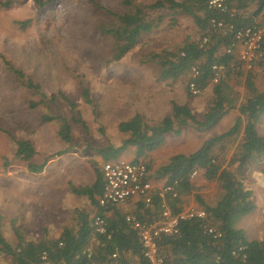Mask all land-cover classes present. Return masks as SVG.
Listing matches in <instances>:
<instances>
[{"label":"trees","instance_id":"16d2710c","mask_svg":"<svg viewBox=\"0 0 264 264\" xmlns=\"http://www.w3.org/2000/svg\"><path fill=\"white\" fill-rule=\"evenodd\" d=\"M11 0H5L4 5ZM208 0H154L142 3L136 0H120V11L105 10L107 19L98 24L99 34L111 43L109 61H119L129 52L143 44V38L158 29L162 23V11L170 10L187 14L192 19L196 29V38L184 41L176 50L164 49L159 53H151L150 60H157L161 66L159 79H178L185 77V92L187 97L194 96L188 87L191 80L195 81L201 91L212 85V97L201 116L193 113L188 103L170 101L171 110L159 121L148 124L140 112H134L128 119L117 122V131L122 134L119 144H108L97 148L102 162L117 159L129 146L135 147L132 162L143 161L148 170L149 164L144 158L164 141L166 134L179 135L183 127L197 131H205L213 127L224 113L237 107L240 117L225 132L204 140L194 151L184 154L176 153L169 157L154 172V177L166 179V183H177L174 190L177 196L165 193L160 197L157 192L151 196V203L146 207L139 202L136 219L144 221L150 215H155L161 208L162 201L175 214L182 210L179 196L193 188L190 174L193 170L203 172L207 180L215 179L222 190L221 195L210 205L197 196L199 207L206 213L205 219L182 220L174 234H161L158 239L159 253L170 264H264V236L261 239H249L244 230L238 226L240 219L256 208L252 190L243 182V171L249 164L264 156V136L257 133L258 117L264 112V89L258 90L253 83L254 68L241 69L235 55L225 53L224 49L231 42L233 34H222L212 30L209 20L212 17L232 23L234 28L253 25L264 11V0H234L236 13L233 17L222 14L207 7ZM42 7L45 1L34 0ZM94 12L102 10L95 0H89ZM29 21H23L26 24ZM207 37L206 43L200 46L201 40ZM233 62V69H228L225 79L211 84V65ZM264 73V38L261 42V56L255 65ZM198 69V76L192 77L191 69ZM7 68L12 76L21 84L35 91L39 85L34 83L29 75L15 67L10 62ZM231 75H245L244 96L236 106L228 83ZM86 103H91L87 87L82 90ZM66 104L72 113V120L83 129L85 122L74 100L62 92L49 95V100L56 99ZM39 102H44L40 99ZM37 103H31L36 106ZM42 121L56 120L57 135L66 145L72 140V130L68 118L57 115H42ZM243 119V121H242ZM241 132V138L227 164L222 166L213 154V149L224 139L236 136ZM14 156L23 161L30 173L42 171L45 161H34L36 153L34 143L29 138L14 140ZM94 179L86 186L70 185L73 194L85 196L90 206L89 210L75 208L72 212L74 229L63 227L55 238L41 237L36 240L27 239L18 227L12 225L15 243L8 242L0 231V254L9 259V264H41L40 253L45 251L50 264H147L142 255V248L137 230L132 228L123 214L115 212L113 218H108L106 212L113 210L111 204L100 206L97 198L102 190L101 167L91 159ZM264 174V167L262 169ZM142 209V210H141ZM101 216L106 221L107 233L94 231L93 220ZM146 221V220H145ZM207 223L220 231L219 238L203 233L202 225ZM264 223V214H263ZM234 252V253H233ZM115 253L116 256H112Z\"/></svg>","mask_w":264,"mask_h":264},{"label":"rangeland","instance_id":"374dc122","mask_svg":"<svg viewBox=\"0 0 264 264\" xmlns=\"http://www.w3.org/2000/svg\"><path fill=\"white\" fill-rule=\"evenodd\" d=\"M4 1L0 0V231L14 244L12 225L32 240L55 238L63 227L74 229L73 209L90 207L85 196L71 192L70 185L91 183L94 171L90 160L102 161L96 149L116 146L122 139L118 121L138 111L148 124L154 123L167 115L171 100L188 103L199 116L211 100L212 85L189 98L185 77L159 79L161 66L149 58L151 53L173 51L196 38L187 14L162 11L161 25L143 38L141 47L119 61H109L111 43L97 27L107 19L105 10L120 11V0H95L102 8L98 12L89 0H41L45 1L42 7L34 0H11L7 5ZM26 20L29 22L22 25ZM259 21L264 22V11ZM8 62L29 75L39 90L18 82L8 70ZM243 76L231 75L228 82L236 103L243 98ZM255 82L258 90H263L264 73L257 72ZM84 87L91 103L82 97ZM58 92L76 102L86 129L70 118L72 113L61 100H49L50 94ZM31 103L37 104L32 107ZM57 114L70 123L69 145L58 137L56 120L41 119L42 115ZM256 130L264 136V112ZM170 135L166 134V139ZM22 137L33 141L34 161H45L41 172H28L25 163L14 156V140ZM249 170L259 176L255 178L256 191L263 201L264 180L255 172L259 167ZM247 179L250 184V177ZM252 220L241 222L247 237H263L261 217ZM0 264H9V259L0 254Z\"/></svg>","mask_w":264,"mask_h":264},{"label":"built area","instance_id":"2783aa9c","mask_svg":"<svg viewBox=\"0 0 264 264\" xmlns=\"http://www.w3.org/2000/svg\"><path fill=\"white\" fill-rule=\"evenodd\" d=\"M207 7L216 10L229 17H233L236 13L234 0H208ZM209 26L212 30H216L225 34L231 32L233 38L231 42L224 49L225 53L235 55L241 69L247 71L254 68L256 60L261 56V42L264 38V22L248 25L245 27L234 28L232 23L225 22L223 19L212 17L209 20ZM207 37H204L200 46L206 43ZM234 64L230 62L229 65L223 63H213L211 65V84L218 83L225 79L228 69H233ZM192 77L198 76V69L192 67ZM189 91L193 95L200 93L195 81L191 80L188 83ZM102 173V190L98 196L97 201L100 206L106 204H117L125 201L130 197L139 196L143 199L145 206L151 203V182L148 177V170L146 164L139 161H128L124 159H114L105 161L101 165ZM198 170H193L190 178L197 175ZM177 182L165 183L158 191V195L163 197L165 193H170L173 197L177 196L174 190V185ZM206 213L202 208L194 206L183 209L175 214H171L170 210L163 202L160 208L159 219L140 221L133 216L126 215L125 219L132 228L137 230L139 241L142 248V255L147 261V264H170L159 253L157 239L161 234H174L177 232L178 224L182 220L189 219H205ZM94 231L99 234L107 233L106 221L101 216H95L93 220ZM203 233L211 235L213 238L221 236L220 231L215 227L204 223L202 225ZM234 253V252H233ZM112 256H116L115 253ZM41 264H50L47 253L45 251L40 253ZM128 264H133L129 262Z\"/></svg>","mask_w":264,"mask_h":264},{"label":"crops","instance_id":"0c3cea01","mask_svg":"<svg viewBox=\"0 0 264 264\" xmlns=\"http://www.w3.org/2000/svg\"><path fill=\"white\" fill-rule=\"evenodd\" d=\"M254 71H255L254 72L255 74H254V78H253V83H254V86L258 89L257 84L255 82V76H256V73L260 72V71L255 66H254ZM244 79H245V75L243 76V85H244ZM228 82H229V80H228ZM244 92H245V90H242V92H241L242 96H244ZM241 100H242V98H240L237 101L236 106L241 102ZM170 110H171V106H170L167 114L170 112ZM192 111H193V109H192ZM193 113H195V112L193 111ZM202 113H203L202 111L199 112V116H201ZM129 117L124 118L122 120L128 119ZM238 117H240V113H239L237 107H233V108L228 109L224 113V115L220 118V120L213 127H211L208 130L197 131V130H194L190 127H183L181 130V133L179 135H172L171 134L169 140L166 139V137L164 136V141L162 142V144L159 145L154 150L150 151L147 154V156L144 158V160H146L150 166L148 177L150 179L151 186H152L151 195L155 194L156 192L158 194V191L160 190V188L163 187V185L166 183L165 178L154 177V172L157 170V168L159 166L166 163L170 156H172L176 153L188 154V153L194 151L195 149H197L200 146V144L204 140L227 131L233 125V123L235 122V120ZM242 121H243V119H242ZM240 138H241V132L238 133L236 136L224 139L219 145H216L214 147L213 154L216 156L217 161L220 162L222 166H225L227 164L229 158L231 157V155L235 151V148H236ZM197 143H199V145L196 146ZM134 154H135V147L129 146L121 153V155L118 158L131 161L134 157ZM140 159L142 160L143 158H140ZM262 162H264V156L262 158L258 159L257 161H255L254 163L249 164L247 167H245V169L243 171L244 185L247 188L252 190V195H253L254 201L256 203V208L252 212L243 216L240 219V221L238 222V226L244 230L245 234H246L247 230H246V228L241 226L242 220H246V219L252 220L253 219L252 221H254V219H256L258 216H260L262 219L260 224L263 225V229H264V223H263L264 200L262 201L260 194L256 191L257 185L255 184V178L259 179L258 178L259 176L252 175L251 170H249L250 168H252V170H254L255 167H259V171L256 170L255 172H257L258 174L261 175L262 182H263L264 174L262 173V169H263L264 165L262 164ZM102 163H103L102 161H99L98 164L100 165V167H101ZM249 177H250V179H249ZM251 177L253 179H251ZM246 178H248L249 181H251L250 184L249 183L246 184ZM93 179H92V181H93ZM248 179H247V182H248ZM190 180H191V183L193 186L191 191H189L187 193H183L179 196V198L181 200L182 210L186 209L188 207H191V206L200 208L197 196L199 198H201L203 201H205L207 204L212 205L215 203V201L219 198V196L222 193V190H221L219 183L215 179H213V180L205 179L202 171H198L197 175L193 178H190ZM92 181H91V183H92ZM91 183H89V184H91ZM89 184H87V185H89ZM83 186H86V185H83ZM139 202H142L144 204L143 199L141 197H139V196L130 197L121 203H117V204L112 205L113 210L107 211L106 216L108 218H113L115 215L114 213L117 212V213L123 214L124 216L130 215V216H133L136 218L135 214L138 212L137 209H138ZM162 202H165V201H162ZM119 204H127V206L120 207ZM144 206H145V204H144ZM159 217H160V210L155 215H150L147 218H145L144 221L145 220L159 219ZM246 236H247V234H246ZM261 238H257V237L251 238L250 237L249 239H261Z\"/></svg>","mask_w":264,"mask_h":264}]
</instances>
